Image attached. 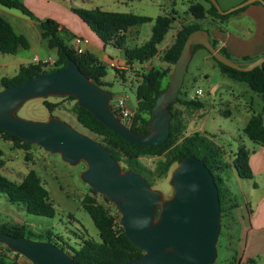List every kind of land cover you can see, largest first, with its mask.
Returning <instances> with one entry per match:
<instances>
[{"label": "water", "instance_id": "water-1", "mask_svg": "<svg viewBox=\"0 0 264 264\" xmlns=\"http://www.w3.org/2000/svg\"><path fill=\"white\" fill-rule=\"evenodd\" d=\"M254 1L264 6V0H245L222 10L216 0H210L221 14ZM196 44L204 46L217 61L236 70H251L264 61L263 54L249 62H235L211 44L206 30L191 31L173 65L167 87L157 95L151 107L145 133L132 130L112 112L110 90L93 82L70 57L62 68L29 76L0 89L1 130L46 151L59 153L62 160L71 165L79 161L86 163L80 174L82 181L114 204L119 213V225L142 251L122 264H212L217 256L216 243L221 228L220 199L213 173L202 159L188 155L172 170L169 183L173 194L164 199L142 174L131 169L122 170L108 148L90 135L58 117L29 120L17 116L15 111L31 98L71 95L79 106L126 141L141 145L162 144L169 134L171 112L168 104L177 98ZM0 244L32 264H80L50 240L0 231Z\"/></svg>", "mask_w": 264, "mask_h": 264}, {"label": "trees", "instance_id": "trees-1", "mask_svg": "<svg viewBox=\"0 0 264 264\" xmlns=\"http://www.w3.org/2000/svg\"><path fill=\"white\" fill-rule=\"evenodd\" d=\"M255 3L260 2L255 1ZM0 5L18 9L22 14L34 20L40 31L41 38L46 39L49 48L56 50V59L50 69H44L39 62L19 65L12 77H2L0 79V89L15 85L29 76L62 68L66 65L68 57L73 59L80 70L97 85L102 87L105 85L110 86L109 83L103 81V77L107 74V65L88 50L78 54L72 47L68 46L60 35L59 23L55 19L37 17L22 0H0ZM245 6L234 9L226 14H221L210 0H205L203 3L197 1L190 3L187 11L193 18V21L188 24H181L175 33L173 42L159 56L160 59L170 65H174L187 35L193 30L202 29V26L199 24L200 20H209V24L216 25L221 29V25L227 20L229 15L243 10ZM70 9L87 24L104 45L111 44L113 47L119 49L123 53L127 64L134 62L142 64L154 58L159 52L158 45L171 28L172 22L176 19L174 15H157L155 18H152L147 15L109 11L99 7L84 8L71 6ZM152 21L151 33L145 42L132 47L126 45L129 27ZM210 42L218 51L226 57L231 58L224 46H218L217 40L210 38ZM28 48V39L23 34L17 33L12 25L0 15V52L15 54L20 49ZM195 48H204L214 59L219 71L223 75L233 80L245 82L252 91L260 94L264 100V61L261 65L255 66L251 70L241 71L217 61L201 44H196ZM254 59L242 56L240 62H249ZM170 70L168 68L160 69L152 66L140 74L135 87L136 106L134 114L131 120L123 121L129 128L139 133L148 131L151 107L157 95L167 87L168 83L165 87L162 86V80L168 75ZM115 71L124 80L125 70L115 68ZM179 94L180 91L176 100L168 104V109L171 112L169 134L166 140L159 145H141L128 142L96 119L86 108L79 106L75 97L71 95L62 97L74 101L73 112L78 124L99 136L101 139L98 141L108 148L114 158L119 162L127 160L135 163L138 158L145 156L159 157L169 151L178 134L183 132L185 126H182L181 121L182 109L202 108L203 105L199 100L188 99L185 95L181 97ZM175 104H178L181 108L175 106ZM43 105L49 111H52L57 103L43 100ZM110 108L118 117L113 103L110 104ZM243 132L250 140L264 146V124L260 114H252L249 117L243 127ZM0 134L3 139L11 142L13 148L27 150L32 145L22 138L1 129ZM190 154L202 159L214 175L220 199L222 222V219L229 216L231 209L235 208L236 205L232 203L231 197L227 196L228 191L222 177L223 172L229 167V164L224 160L222 146L214 142L211 137L198 131L183 136L166 158L158 171V175L164 174L171 164L179 163ZM25 157L28 159L27 155ZM230 166L235 169L240 178H252L253 174L249 165V152L244 146L238 147ZM128 168L141 173L135 166H129ZM0 192H4L7 195L10 203H21L28 213L46 217H53L56 213L53 201L49 196V191L34 169H30L20 181L10 180L0 173ZM82 202L100 231V241L80 236L79 243H77L78 247H71L67 250V247L58 242L62 241L61 237H53L51 233L47 232L45 235H41L40 239L52 241L58 247L66 250L80 264H122L142 253L125 235L123 228L119 225V213L116 211L114 204L105 196L89 188V192L83 196ZM0 231L16 236H27L29 234L17 227L4 224L0 225ZM4 247L6 252L0 254V264H21L17 260L20 255L11 251L7 246L4 245ZM247 263L255 264L253 259H248Z\"/></svg>", "mask_w": 264, "mask_h": 264}, {"label": "rangeland", "instance_id": "rangeland-1", "mask_svg": "<svg viewBox=\"0 0 264 264\" xmlns=\"http://www.w3.org/2000/svg\"><path fill=\"white\" fill-rule=\"evenodd\" d=\"M196 1L203 3L205 0H85V2L66 0V2H61L69 8L71 6L99 7L109 11L149 15L153 18L157 15H174L176 17L171 28L158 45V54L146 64L135 62L136 64L130 68L129 72L126 73L125 71L124 80L115 71L116 66L107 65V74L103 77V81L109 83L110 86L105 85L103 87L112 93L111 101H114L118 95H123L127 103L133 108L136 106L135 87L142 72L152 66L160 69H171L162 80V86L167 85L173 65L162 61L159 56L170 45L164 46V44L174 40L175 33L181 24L189 23L191 15L187 9L190 3ZM216 1L222 10H227L245 0ZM47 9L56 12L53 4H49ZM33 14L36 15L34 12ZM236 14H231L230 21H225L221 25L222 28L230 30L238 21H241L242 18ZM246 21L249 23V20ZM152 24L153 21L129 27L126 45L132 47L145 42L150 36ZM199 24L204 28L209 26V22L205 20H200ZM60 35L64 42L73 48L70 40L71 31L66 29V31L60 32ZM31 43V47L20 49L15 54L0 52V79L12 77L21 64L35 63L33 60L35 55L41 60H54L56 58V50L47 46L46 39L41 38L36 44L31 40ZM106 52L114 58L123 57V53L111 44H106ZM205 56H208V59H205ZM247 56L249 59H254L253 55ZM230 57L235 62L241 60V58L231 54ZM51 67L46 68L50 69ZM197 89H201L202 93L197 95L195 92ZM179 91V96L185 95L188 99H197L203 106L200 109H182L181 121L182 126H185L183 132L178 134L170 150L159 157L138 158L135 163L127 160L119 162L122 170L129 169V166H135L136 169L140 170V174L145 177L152 188L162 193L164 199L170 198L173 194V187L170 185L169 179L177 163L171 164L162 175H158V171L183 136L194 131L208 135L214 142L222 146L224 160L230 165L239 146H244L249 152L257 150V143L250 140L243 132V127L249 117L252 114H260L264 124V100L261 95L252 91L245 82L233 80L223 75L214 59L204 48H194L191 51L187 72ZM43 100L57 103V105L52 111H49L43 105ZM73 103V100L58 95L36 97L21 104L16 109L15 114L24 119L37 121H45L50 116L58 117L79 131L100 140L99 136L78 124L73 112ZM175 106L181 108L178 104ZM26 155L28 159H26ZM85 167L84 161L71 165L62 160L59 153L46 151L36 144H32L27 150L13 148L11 142L3 139L0 134V173L10 180L20 181L30 169H34L49 191L50 199L56 209L53 217L31 214L24 209L21 203H10L7 195L0 192V225L17 227L25 233H29L28 236L33 239H40L41 235H45L47 232L51 233L53 237L62 238V241L58 242L67 247V250L71 247H78L79 237L84 236L82 228L87 230L88 236L99 240L98 231L90 216L80 205L83 196L89 192V186L80 177ZM225 171L228 178L227 190L232 192L231 199H236L239 204H243L244 199L240 191L245 192L247 190V181L244 180L240 188L235 180V178L240 177L237 174L234 177L229 168ZM246 224L247 220L240 210L239 212H232L222 219L216 243L217 256L212 264H237L244 244L246 231L244 226ZM21 257L23 256L21 255ZM23 258L25 259H23L24 264H32L27 258Z\"/></svg>", "mask_w": 264, "mask_h": 264}, {"label": "crops", "instance_id": "crops-1", "mask_svg": "<svg viewBox=\"0 0 264 264\" xmlns=\"http://www.w3.org/2000/svg\"><path fill=\"white\" fill-rule=\"evenodd\" d=\"M22 1L36 14L37 17H50L55 19L59 23L60 32H64L66 29L71 31V41L74 35L86 36L89 39L86 50L95 54L106 65L113 63L115 64L116 68L125 70L127 73L129 72L130 68H133L134 64H136L135 62L132 64H127L124 57L114 58L109 56L106 52V45L100 41V39L94 34V32L90 30L87 24L84 23L79 16H77L66 4H62L61 1L66 2V0H57L58 2H52L48 0ZM81 2H85V0H81ZM49 4H53L55 6L57 13L48 11L47 6ZM236 13V15H239L242 19L241 21H238L233 27H231L230 30H225L224 28L220 29L218 26L211 24H208L209 26L206 28L202 27V29L208 32L210 38L217 40L218 46H224L231 55L237 56L239 58L247 55H253L254 58H257L263 55L264 6H262L260 3L253 2L248 4V6H246L243 10H240ZM0 15L12 25L13 29L17 33L23 34L28 39L29 47H31L32 44L31 40H33V42L36 44L41 39L40 31L36 22L28 16L22 14L18 9L7 8L0 5ZM229 17L230 15L226 20L227 22L230 21ZM246 20H249L250 24ZM192 21L193 18L190 17L189 23ZM205 21L209 22V20ZM172 42L173 40L167 42L164 44V46H167ZM34 57L38 58L36 55ZM205 59H208V56H205ZM146 63L147 62L144 64ZM256 147L257 150L252 152L248 151L249 165L253 174L252 178H235L237 185L240 188L244 180L247 181L246 183H248L247 190L245 192L242 190L240 191L244 202L243 204H239L236 199H234L232 203H235L236 206L235 208L231 209L230 213L239 212L240 210L241 213L243 212V217L247 220V224L244 226L246 228L244 244L239 254L238 260L242 259L247 261L248 259H253L255 264H264V146L257 143ZM228 168L230 169L233 176L237 174L232 166L229 165ZM225 174L226 171L223 172L222 177L224 179L225 187L228 188V178ZM252 180L253 182H251ZM227 196L232 197V192H228ZM80 205L88 213L95 228L98 231L99 240L96 241H100V231L92 219L90 213L84 206L82 200ZM82 232L84 236L94 239L88 236L87 230L85 228H82ZM9 255L12 256L11 254ZM23 259L24 258L21 256L17 258L21 264L25 263L23 262Z\"/></svg>", "mask_w": 264, "mask_h": 264}, {"label": "built area", "instance_id": "built-area-1", "mask_svg": "<svg viewBox=\"0 0 264 264\" xmlns=\"http://www.w3.org/2000/svg\"><path fill=\"white\" fill-rule=\"evenodd\" d=\"M89 43V39L83 35H74L72 38V46L76 53L81 54L86 50V46ZM35 62H39L42 64L44 69L46 67L53 66L54 60L47 59V60H40L34 57ZM110 66H115V64L111 63ZM196 94H201V89H197ZM113 103L117 110L118 118L121 121H129L134 114V108H132L128 103L126 98L123 95H118L114 101H110V104ZM6 252L5 247L3 244H0V254ZM9 254V253H7ZM21 256V255H20ZM237 264H248L246 260H238Z\"/></svg>", "mask_w": 264, "mask_h": 264}]
</instances>
